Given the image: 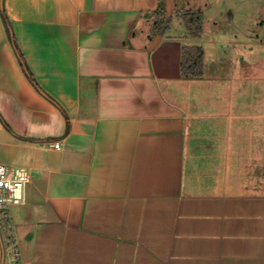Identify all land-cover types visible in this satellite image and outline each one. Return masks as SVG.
<instances>
[{
	"label": "crops",
	"instance_id": "1",
	"mask_svg": "<svg viewBox=\"0 0 264 264\" xmlns=\"http://www.w3.org/2000/svg\"><path fill=\"white\" fill-rule=\"evenodd\" d=\"M161 4L0 5V163L31 173L9 209L23 264H264V109L237 105L246 79L211 74L203 46V75H183L201 37L153 32Z\"/></svg>",
	"mask_w": 264,
	"mask_h": 264
},
{
	"label": "rangeland",
	"instance_id": "2",
	"mask_svg": "<svg viewBox=\"0 0 264 264\" xmlns=\"http://www.w3.org/2000/svg\"><path fill=\"white\" fill-rule=\"evenodd\" d=\"M194 11L203 14L197 43L206 51L209 72L238 83L245 78L237 105L264 109V0H162L158 18L170 34H181V15Z\"/></svg>",
	"mask_w": 264,
	"mask_h": 264
},
{
	"label": "built area",
	"instance_id": "3",
	"mask_svg": "<svg viewBox=\"0 0 264 264\" xmlns=\"http://www.w3.org/2000/svg\"><path fill=\"white\" fill-rule=\"evenodd\" d=\"M50 146L59 148L60 144L53 142ZM30 182L31 173L25 167L0 163V237L7 264H23L19 259L17 237L9 221V209L27 202L26 187Z\"/></svg>",
	"mask_w": 264,
	"mask_h": 264
},
{
	"label": "trees",
	"instance_id": "4",
	"mask_svg": "<svg viewBox=\"0 0 264 264\" xmlns=\"http://www.w3.org/2000/svg\"><path fill=\"white\" fill-rule=\"evenodd\" d=\"M161 7H159L160 10ZM159 12L153 24V32H164ZM186 28V36L199 39L203 33V14L201 11L185 12L181 15ZM157 19V20H156ZM21 58H23L21 56ZM204 70V50L200 45H185L182 53V72L185 77H201ZM6 226V222L4 223Z\"/></svg>",
	"mask_w": 264,
	"mask_h": 264
},
{
	"label": "water",
	"instance_id": "5",
	"mask_svg": "<svg viewBox=\"0 0 264 264\" xmlns=\"http://www.w3.org/2000/svg\"><path fill=\"white\" fill-rule=\"evenodd\" d=\"M0 5L1 7H3V0H0ZM4 260H5V255H4V250H3L2 264H4Z\"/></svg>",
	"mask_w": 264,
	"mask_h": 264
}]
</instances>
